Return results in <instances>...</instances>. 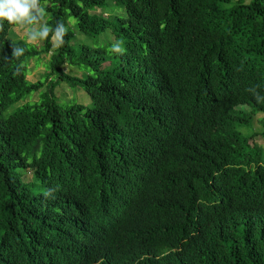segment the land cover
Masks as SVG:
<instances>
[{"label":"trees","instance_id":"1","mask_svg":"<svg viewBox=\"0 0 264 264\" xmlns=\"http://www.w3.org/2000/svg\"><path fill=\"white\" fill-rule=\"evenodd\" d=\"M41 4L53 30L75 21L52 62L77 57L88 75L66 81L92 105L63 109L49 84L17 106L43 84L4 25L0 264H264V148L243 130L264 113V0ZM105 32L123 55L83 43Z\"/></svg>","mask_w":264,"mask_h":264},{"label":"clouds","instance_id":"2","mask_svg":"<svg viewBox=\"0 0 264 264\" xmlns=\"http://www.w3.org/2000/svg\"><path fill=\"white\" fill-rule=\"evenodd\" d=\"M47 19H48L47 12L45 8L42 6L41 0H0V31H2L4 28V25L7 24L10 29H14V30L22 32L24 36H22L21 38H23L26 41L27 46L33 48L38 53V56H36L35 58L29 61V64L27 66L28 73L30 72L29 65L32 61L35 63V66L37 67L40 64V60H41L40 55L42 53H47V52L50 53L48 62L43 64L45 72L39 75L40 79L35 83L43 84L42 88H45V87L48 88L49 84H52L53 86V97L52 98L55 99L56 102L60 106H62L63 109H67V108L68 109H72V108L80 109L81 114H85L86 110L90 108V106L92 105V99L89 93L85 90L84 87L77 84L76 82L69 83L66 80L68 77H70L74 80L82 81L83 78L88 75V73L79 66L80 61L72 53L63 54L62 55L63 60L61 62H58L56 60L52 62V58L57 53L56 52L57 49H61V46L62 48L66 47L67 49L73 50L78 44H80V40L77 39V37L81 36V34H79L76 30H74L72 27L69 26L73 24L72 21H69L68 22L69 24L66 27L63 21H58L56 23L57 26L55 30H53L52 27H49L46 24ZM39 23L41 27H37L39 26ZM68 31L70 33L72 31V38H69V41L67 42L66 38L64 39V37L66 36ZM49 33H52V36L49 40H47ZM105 33L98 36L99 40L107 39L106 43H110L112 40L111 36L113 35L109 32H105ZM91 38L92 37H90V39ZM113 38H114V42L112 45L110 44L107 45L106 43L102 44V46H97L93 44H88V45L85 44V45L93 49H102V50L103 48L108 49L109 52L115 53L116 55H123L126 51L125 48L123 47V42L117 41L115 36H113ZM37 39L44 41L43 47L37 48L34 44H32V42L28 41V40L35 41ZM51 39L56 41L55 48H51L50 46ZM80 39L84 40V38H80ZM59 54H60V51H58V55ZM105 63H108V62H104L101 65L100 70H105L111 66V64L108 63L107 66L103 67ZM65 67L78 71L80 75L76 77V76L71 75L70 73L65 72L64 71ZM28 73L26 75V78L28 76ZM60 75L65 77V79L60 78ZM29 82L33 83L31 81ZM57 85H69L70 89L71 87H74V88H79L83 90L90 99V105L85 106L83 104L72 103V101L67 103V105H63L57 100L56 96L54 95V88ZM41 89L40 91L36 93L38 94L42 93ZM246 113L249 114L251 119H249V126L243 128V130H246L247 132L252 134V125H253L254 116H256L257 114H264V113H256V112L252 113L249 107H246ZM28 175H30V177H28ZM23 176L25 179L24 183L26 184L35 183V182H32V178H31L32 172L31 171L24 172ZM54 189L56 191L55 195H54ZM63 195H64V188H62L61 185L52 186V188L48 190V194H47L48 197L55 196V200L59 204H61Z\"/></svg>","mask_w":264,"mask_h":264},{"label":"rangeland","instance_id":"3","mask_svg":"<svg viewBox=\"0 0 264 264\" xmlns=\"http://www.w3.org/2000/svg\"><path fill=\"white\" fill-rule=\"evenodd\" d=\"M236 1V0H233ZM249 0H245V3H248ZM100 11H97V13H99ZM69 21L73 22V25L75 24V21L73 19H70ZM38 27V26H37ZM77 31V30H76ZM14 32L16 33V35L22 37L24 36V34L20 31L14 30ZM78 32V31H77ZM106 34V33H105ZM112 40L110 43H106L107 39H103V40H99V37H92L90 39L85 37V40L83 41L84 44H93V45H97V46H102V44L106 43L107 45L110 44L112 45L114 42V38L113 36ZM30 42H32V44H34L37 48H41L44 46V41L42 40H28ZM51 48H55L56 47V41L51 39V44H50ZM50 53H42L40 55V64L36 67L35 63L32 61L29 65V69L30 72L28 73L27 79L33 83L37 82L40 78L39 75L44 73V67L43 64L48 62ZM108 63H105L103 67L107 66ZM64 71L67 73H70L73 76L78 77L80 74L78 71L76 70H72L69 69L67 67L64 68ZM47 88H42L41 92L43 93L44 91H46ZM54 95L56 96L57 100L62 103L63 105H67V103H69L70 101H72V103H78V104H83L85 106H89L90 105V99L87 96V94L79 89V88H74L71 87V89L69 88V85H57L54 88ZM40 99V94L38 93H34L32 94L28 99H26L24 102H20L17 104V106L23 105V104H28V103H36L38 102ZM264 114H257L256 116H254L253 119V125H252V134H255L256 136L254 138H252L249 141V144H256L257 146L264 148ZM28 177H30V175H28Z\"/></svg>","mask_w":264,"mask_h":264}]
</instances>
